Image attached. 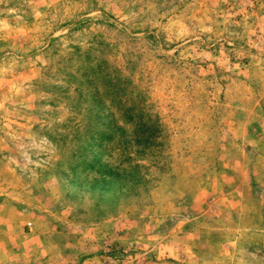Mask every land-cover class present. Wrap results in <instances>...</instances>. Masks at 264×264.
<instances>
[{
  "label": "rangeland",
  "instance_id": "1",
  "mask_svg": "<svg viewBox=\"0 0 264 264\" xmlns=\"http://www.w3.org/2000/svg\"><path fill=\"white\" fill-rule=\"evenodd\" d=\"M0 264H264V0H0Z\"/></svg>",
  "mask_w": 264,
  "mask_h": 264
}]
</instances>
